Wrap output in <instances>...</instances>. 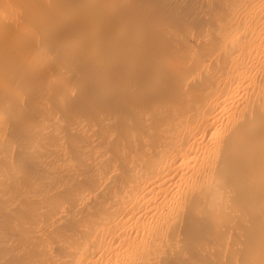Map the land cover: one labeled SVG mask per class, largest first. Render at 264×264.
Instances as JSON below:
<instances>
[{
  "label": "bare ground",
  "instance_id": "1",
  "mask_svg": "<svg viewBox=\"0 0 264 264\" xmlns=\"http://www.w3.org/2000/svg\"><path fill=\"white\" fill-rule=\"evenodd\" d=\"M0 264H264V0H0Z\"/></svg>",
  "mask_w": 264,
  "mask_h": 264
}]
</instances>
